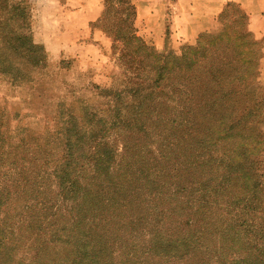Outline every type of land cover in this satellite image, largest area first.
I'll return each mask as SVG.
<instances>
[{
	"label": "rangeland",
	"instance_id": "obj_1",
	"mask_svg": "<svg viewBox=\"0 0 264 264\" xmlns=\"http://www.w3.org/2000/svg\"><path fill=\"white\" fill-rule=\"evenodd\" d=\"M7 2L8 7L12 3H17L20 7L19 12L15 15L12 13V22L26 26L35 42L43 46V51L38 54L39 62H43L39 66H35L31 58L25 56L11 57L9 54L7 58L0 57V131L5 138L3 142L0 141V188H5V193L11 192L6 197L8 201L1 207L0 214L5 235L14 248V259L29 261L37 243L41 237H45L48 240L45 261L49 264H66L79 245L75 241L77 228H86L102 216L107 219L106 227L109 228V218H113L111 214L117 212L112 210L110 201L100 210L79 209L77 204H82L81 195L89 187L93 186L95 191L94 181L105 176L123 180L128 185L136 184L132 170L137 164L134 163L133 168L131 163L134 156L141 157L145 169V172L136 171V178L140 182L137 193L144 196L140 199L145 202V209L138 219L137 213L131 209L121 212L124 217H117L120 223L125 224L124 227L129 225V219H134L136 223L129 226H135L136 230H132L127 237L122 236L116 249L114 243L106 258L107 263L118 264L131 251L137 250L136 256L139 257L140 264H194L195 256L175 258V246L171 245L175 240V227L182 226L188 216L196 218V215L189 214L188 211L175 215L176 200H198L197 195L203 190L192 191L193 184L211 179L215 176L214 169L219 172L221 166H212L206 162L202 170L198 171L195 163L189 167L186 162H180L175 153L179 149L175 138L182 145L179 150L183 156L202 152L203 158L211 145L206 147L205 144L202 148L195 146L198 131L193 130L187 137L193 145L192 149L184 147L181 131L175 130V127H166L175 126V122L165 121L166 126L157 129L150 124L148 131H138L125 122L119 123V114H124L125 111H118V103L113 94L130 83L128 80L132 75V67L127 60L131 55L136 58L139 54L172 55L176 51L175 56L181 57V49L187 52L189 49L186 47L196 46L204 32L193 42L179 45L167 42L159 49L152 39H144L138 34L132 0H100L102 9L94 26L105 33L107 43L106 46L98 47L93 36L86 35L87 33L78 35L71 29L73 25L69 20L70 14L61 9L65 0ZM239 11L236 6H231V18L244 22L245 18L239 16ZM9 16L10 14L7 17ZM233 28L240 29L242 26L234 23ZM124 32L127 33L126 36L133 33L149 47L150 52L146 53V50L127 43L130 40L122 37ZM206 32L220 33L221 24L218 22L213 30ZM73 47L77 48L79 54L66 52V49ZM127 47L133 48L132 53L127 51ZM263 47V40L258 39L254 50L257 56L261 52L264 55ZM4 50L11 52L10 49ZM2 51L3 48L0 47V53ZM205 53L206 56H202L203 63L209 60L208 57H213V49L209 47ZM83 54H87L89 58ZM193 54L195 55L194 52ZM149 59L155 63L154 58ZM254 61L255 72L249 76L244 74L246 69H242L246 66L239 65L241 77L236 86L240 104L239 124L235 128L238 129V135L226 140L230 142L227 145L229 149L241 151L244 147L248 149L251 146L250 140L244 136H259L257 156L260 154L264 161V61H259L256 56ZM7 62H10L9 68ZM132 64L144 67L136 60ZM148 68L144 71L147 72ZM192 82L193 86L199 85L198 78H194ZM161 86L163 87L161 84L157 87L156 95L158 99L169 102L167 108L171 113L168 117L175 116L179 96L169 93L170 91L166 96L159 92ZM194 97L199 98V93ZM178 107L180 109L179 105ZM89 111L95 114L93 120L90 113H87ZM125 114L128 115L127 111ZM97 118L106 121V128ZM194 121L198 122L197 119ZM73 123L77 129L70 132V140L76 145L73 161L68 166L70 178L66 187L72 186L73 181H76L79 188L64 194L60 184V169L67 150L64 143ZM199 127L201 128V122ZM15 144L19 145L17 149ZM79 145L83 148L81 152L77 150ZM194 148L197 150L193 151ZM222 148L218 146L214 151L218 153ZM104 149L110 150V153L102 154ZM166 156L173 158L165 162ZM98 159L107 160L106 164L101 163L99 167ZM154 203H158V206L153 205ZM218 205V208H209L211 212L207 211V215H210L207 222L200 221L202 228L210 226L213 216H227L228 206L224 202ZM128 206L129 203L125 208ZM77 219L78 222H75ZM219 224L225 223L220 219ZM110 227H113V223ZM98 229L102 227L97 226L96 230ZM51 231H56L57 235H50ZM176 231L180 232V227ZM161 240H165L166 247L172 249L148 251L152 244ZM216 240L220 242L219 238ZM91 245L87 243L85 248H90ZM111 245L109 243L107 249ZM216 263L214 260L210 264Z\"/></svg>",
	"mask_w": 264,
	"mask_h": 264
},
{
	"label": "trees",
	"instance_id": "obj_2",
	"mask_svg": "<svg viewBox=\"0 0 264 264\" xmlns=\"http://www.w3.org/2000/svg\"><path fill=\"white\" fill-rule=\"evenodd\" d=\"M7 1L0 0V47L3 48L0 57L7 58L9 54L11 57L23 58L25 56L31 58L35 66H39L43 63L39 62L38 57L39 51H43V46L35 42L26 26L21 23L16 25L15 22H12V13L15 15L20 11V7L17 3H12L8 7ZM233 5L236 6L228 4L218 16L221 32L202 33L196 46L186 47L189 49L187 52L181 49L182 58L175 56L176 51L172 55L156 53L152 56H142L145 54H139L138 58L130 54L131 57L127 60L132 67V75L128 80L130 83L113 94L118 103V111L123 109L128 114H119V123L125 122L126 125L137 128L138 131H148L147 127L150 124L154 126V129H157L163 125L166 126L165 121L175 122V126L168 125L166 127L168 129L175 127V130L181 131L184 147L192 149L193 145L187 140V137L193 130L198 131L195 146L202 148L205 144L206 147L211 145L207 148L203 158L202 152L192 156H183L182 151L179 150L182 145L175 138L176 144L179 146L175 153L181 160L180 162H186L185 164L189 167L195 163L198 171L202 170L206 162L212 166H221L219 172L214 169L215 176L211 179L196 181L193 184L192 191L203 190L197 195L198 200L194 198L176 200L175 215L185 214L188 211L189 214L196 215V218L188 216L187 221L183 223L184 226H187L186 228L183 225L175 227V240L171 245L175 246V258L184 259L195 256L194 264H210L214 260L218 264H264V161L260 154L257 156L260 137L244 136L250 140L251 146L248 149L244 147L241 151L229 149L227 145H230V142L226 140L230 136L238 135V129L235 128L239 124V93L236 88L237 81L241 77L239 65L246 66L242 68L246 69L244 72L246 76L252 75L255 72V56L261 61L264 59V55L262 52L258 56L255 54L254 50L258 39L247 29L245 13L236 6L240 10L239 16H243L245 21L240 22L238 18H231L230 7ZM9 14L10 16L7 17ZM234 23L241 24L242 28L232 29ZM126 35V32L122 33V37L130 40L127 43L138 47V49L146 50V53L150 52L149 47L140 39L138 40V37L133 33L129 36ZM132 41L135 42L132 43ZM209 47L213 49V57L211 59L208 57L209 60L203 63L201 62L204 59L202 56L204 54L206 56L205 51H208ZM4 49H10L11 52H5ZM127 51L132 53L133 48L127 47ZM42 56L46 55L42 52ZM199 57H202L201 60ZM149 58H154L156 64ZM135 60L143 64L144 67L133 66L132 62L134 63ZM9 64L10 62H7L8 68ZM45 65L46 63L43 64V66ZM151 65L153 67L150 68ZM146 67H149L147 72L144 71ZM194 78L199 79L198 86H193ZM160 84L163 87L161 86L159 92H163L167 96L170 91L169 93L179 96L175 107L177 109L175 116L168 117L171 113L167 108L169 102L166 99H158L156 95V89ZM198 93L199 98L194 97ZM249 110L251 111V108ZM90 117L93 120L95 114L90 113ZM97 119L101 124L103 122V127L106 128L104 126L106 121L103 118ZM194 119H197L198 122L195 123ZM200 122L201 128L199 127ZM76 129L77 126L73 123L68 129L69 132L64 143L67 150L60 169V184L64 194L79 188L76 181H73L72 186L66 187L70 178L68 166L73 161L74 145H76L70 140V132ZM4 139L0 131V141L3 142ZM215 145L222 146V150L218 153L215 152L214 150L218 147L214 148ZM14 147L17 149L19 145L15 144ZM77 150L80 152L83 150L81 145L77 147ZM196 150V148L193 149V151ZM109 153L110 150L107 149L102 152L106 155ZM172 158L166 156L165 162ZM14 161L13 163H15ZM106 161L99 160V167L101 163L106 164ZM131 163L133 168L134 163L137 164L132 170L135 173L136 184L128 185L123 180L105 176L94 181L95 191L91 186L81 195L83 202L77 204L79 209L100 210L110 201L112 210L117 212L111 214L113 218H109V228L106 227L107 219L104 216L94 220L86 228H77L75 241L79 245L66 264H108L106 258L114 243L116 249L122 236L127 237L132 230H136L135 226H129L133 225L134 219H129V225L125 227V224L120 223L117 219V217H124L121 212L127 209L137 213L136 219H138L145 209V202L140 199L143 195L137 193L140 182L136 178V171L145 172L143 161L141 157L133 156ZM208 173L213 175L212 172ZM8 195L10 196L11 192L5 193V188H0V209L8 201L6 198ZM220 202H224L228 206L227 216H213L210 226L202 228L200 221L207 222L206 220L210 217L207 215V211L211 212L209 208H218ZM128 203L130 206L125 208ZM178 203L184 204V208ZM153 205L158 206V203ZM1 218L0 214V264H49L45 261L44 256L48 243L45 237H41L29 261L15 260L14 248L5 235ZM220 219L225 224H219ZM75 222H78V219ZM112 223L113 227H110ZM97 226H101L102 229L96 230ZM177 227H180V232L176 231ZM50 235L55 236L57 232L51 231ZM218 238L220 242H217ZM87 243L92 244L90 248H85ZM109 243L112 245L107 249ZM166 246L165 240H161L159 243L152 244L148 251L159 252L172 249ZM136 252L137 250L131 251L118 264H140ZM202 252L204 253L202 254ZM112 264L115 263L112 262Z\"/></svg>",
	"mask_w": 264,
	"mask_h": 264
},
{
	"label": "crops",
	"instance_id": "obj_3",
	"mask_svg": "<svg viewBox=\"0 0 264 264\" xmlns=\"http://www.w3.org/2000/svg\"><path fill=\"white\" fill-rule=\"evenodd\" d=\"M132 1L138 34L144 39H152L159 49L167 42L175 45L193 42L200 33L213 30L218 24L219 14L228 4H235L245 13L247 29L256 39L264 42V0ZM61 9L70 14L71 29L76 34L87 33L93 36L98 47L106 46L107 36L94 26L102 9L100 0H65ZM76 49H66V52L77 54ZM83 55L88 57L87 54Z\"/></svg>",
	"mask_w": 264,
	"mask_h": 264
},
{
	"label": "built area",
	"instance_id": "obj_4",
	"mask_svg": "<svg viewBox=\"0 0 264 264\" xmlns=\"http://www.w3.org/2000/svg\"><path fill=\"white\" fill-rule=\"evenodd\" d=\"M141 1H152V0H141Z\"/></svg>",
	"mask_w": 264,
	"mask_h": 264
}]
</instances>
